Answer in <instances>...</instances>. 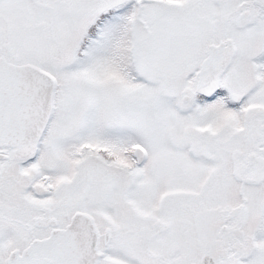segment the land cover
<instances>
[{
	"label": "snow or ice",
	"instance_id": "snow-or-ice-1",
	"mask_svg": "<svg viewBox=\"0 0 264 264\" xmlns=\"http://www.w3.org/2000/svg\"><path fill=\"white\" fill-rule=\"evenodd\" d=\"M0 264H264V0H0Z\"/></svg>",
	"mask_w": 264,
	"mask_h": 264
}]
</instances>
